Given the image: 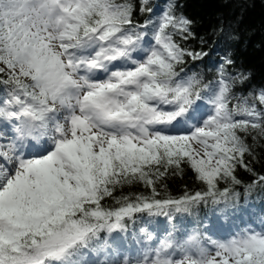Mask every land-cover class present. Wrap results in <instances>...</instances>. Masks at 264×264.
Returning <instances> with one entry per match:
<instances>
[{
	"label": "snow or ice",
	"instance_id": "snow-or-ice-1",
	"mask_svg": "<svg viewBox=\"0 0 264 264\" xmlns=\"http://www.w3.org/2000/svg\"><path fill=\"white\" fill-rule=\"evenodd\" d=\"M207 2L0 0V264H264L255 0Z\"/></svg>",
	"mask_w": 264,
	"mask_h": 264
},
{
	"label": "trees",
	"instance_id": "trees-1",
	"mask_svg": "<svg viewBox=\"0 0 264 264\" xmlns=\"http://www.w3.org/2000/svg\"><path fill=\"white\" fill-rule=\"evenodd\" d=\"M185 2L187 4V14L197 19H203L204 25L200 29L201 33L207 30L209 22L215 15L220 13L230 15L233 11L231 7L225 8L219 3L207 2V0H185ZM240 27L242 29H252L256 32L248 48L246 50L242 49L239 55L246 65L253 70L256 82L260 83L264 81V51L254 47V45L260 43L261 30L264 27V4H261L260 0H255V6L248 10ZM257 167L259 168V165ZM240 175L245 181L248 180L247 174L241 172ZM166 183L168 184L169 192L174 196L180 194L185 184L189 187L193 186L191 173H188L183 179H170ZM124 192L127 194L128 192H145V190L141 187H133L124 189ZM145 194L147 193L145 192Z\"/></svg>",
	"mask_w": 264,
	"mask_h": 264
}]
</instances>
